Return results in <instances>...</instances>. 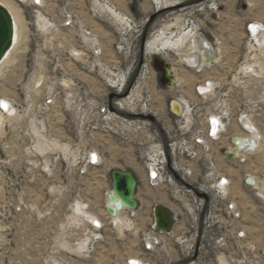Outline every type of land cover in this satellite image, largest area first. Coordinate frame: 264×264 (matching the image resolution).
I'll return each mask as SVG.
<instances>
[{
  "label": "rangeland",
  "instance_id": "374dc122",
  "mask_svg": "<svg viewBox=\"0 0 264 264\" xmlns=\"http://www.w3.org/2000/svg\"><path fill=\"white\" fill-rule=\"evenodd\" d=\"M104 1L45 0L41 14L15 4L23 17V31L0 73V102L13 106V113L5 115L0 128V264H126L129 258L149 257L143 238L153 209L172 203L166 188H151L142 181L139 149L148 144L149 132L157 128L154 122L150 126L147 119H136V131L116 134L111 116L109 121L99 116V104L116 101L109 100L116 92L107 79L120 77L117 70L129 68L130 85L122 92L121 109L117 107L124 114H139L147 108V114H156L158 126L164 120L173 128L170 101L181 97L196 100L195 86L206 80L220 83V92L226 94L234 112L244 109L251 114L261 148L247 159L232 160L227 169L248 238L264 248V201L245 182L247 175L260 174L264 168V73L246 76L240 69L254 63L264 70V46L251 41L246 29L250 21L264 23V0H216L220 10L215 13L196 10V4L204 0H157L159 4L154 0H109L121 16L146 21L139 31L131 24L124 38L117 27L127 21L116 23ZM71 13L99 35L100 56H74L73 52L81 50L80 32L62 25ZM153 14L156 17L151 19ZM172 22L175 27L163 32ZM185 29L213 43L218 40L219 58L198 71L176 64L180 51L158 48L166 61L175 63L181 78L179 86L162 87L153 56H149L150 46L143 51L142 40L176 39L189 33ZM32 79L34 84H30ZM49 96L55 97L54 105L46 108L43 101ZM130 97L133 110L125 103ZM200 101L208 108L216 99ZM188 114L186 111L184 116L189 121ZM238 125L235 114L229 135L240 134ZM225 140L215 148L224 146ZM93 153L98 156L96 165L88 161ZM114 169L132 171L138 180L139 207L134 214L131 210L122 213L130 224L122 229L105 213ZM95 218L103 223L101 230L92 227ZM170 247L171 264H189L187 258L178 260L181 253ZM238 253L236 247L230 248L231 259L198 264H264V258L250 253L245 263L239 262ZM162 257L157 253L151 259L162 264Z\"/></svg>",
  "mask_w": 264,
  "mask_h": 264
},
{
  "label": "built area",
  "instance_id": "2783aa9c",
  "mask_svg": "<svg viewBox=\"0 0 264 264\" xmlns=\"http://www.w3.org/2000/svg\"><path fill=\"white\" fill-rule=\"evenodd\" d=\"M12 1L21 7V10L22 6L29 7L38 14H41L45 8V0H39V2L38 0ZM154 1L159 4L157 0ZM104 2L112 5L109 0ZM205 9L215 13L220 10V4L216 0H204L196 4L198 12ZM124 15L128 24L117 27L121 38L127 36L128 31L132 28L131 24L135 27V31H139L146 23L145 20L139 23L134 18ZM252 24L261 25V27L253 32L250 28ZM62 25L67 29L78 28L80 32L82 46L81 50L73 52L74 56L82 57L90 54L98 57L101 55L102 48L99 35L81 22L75 14L71 13L65 16ZM36 27H40L38 23ZM246 29L249 39L256 41L257 32L259 30L264 31V23L250 21L247 23ZM217 43L219 45V42ZM123 48L124 46H118V49L122 50ZM189 68L201 70L190 65ZM130 69L125 72L117 70L116 73L120 74V77L115 75V79L112 77L111 80L107 79L108 85L116 92L114 97H109V100L116 99V101L114 104L109 102L99 104V116L106 120H108V115L111 116L112 130L116 134L136 131V128L139 127L136 125L139 120L136 119H147L150 126L154 122L157 129L149 132L148 144L139 149L142 160V181L151 188H166L172 202L166 208L171 218L169 230L157 229L154 218L155 208L153 209L150 228L144 233L143 238L144 251L149 254V257L146 260L138 259L139 263L137 264H156L151 257L157 253L164 257H162L164 259L162 264H171L170 246L181 253L178 260L187 258L189 264H198L202 261L214 262L216 260L220 262L221 259H231L232 256L227 253L230 248L234 247L239 252L236 254L239 262L245 263L248 253L262 260L264 248L256 247L253 241L248 238V233L242 224V211L237 201L232 197V176L227 169V164L232 160L247 159V156L258 151V149L252 150L250 148L246 153H235L232 137L239 134L229 135L231 122L235 114H238L240 134L254 136L255 126L250 119L251 114L244 109H239L238 113L234 112L228 99L225 98L226 94L220 92V83L215 80H206L202 84L199 82L195 86L196 100L186 97L176 98L177 100L182 99L185 103L188 115H190L189 121L184 116L186 113L177 114L173 111L172 101H170L171 108L169 110L174 119L173 128L166 126L164 120L163 126H158L156 114L151 111L147 114V108L146 111H140L141 114L130 112L124 114V112L118 111L117 107L124 98L121 97L123 96L122 92L125 88L127 89L130 82ZM121 73L123 74L121 75ZM249 75L256 76L251 70L248 71L247 76ZM34 81L32 79L30 84H34ZM131 89L132 87L129 92ZM207 98L216 99V102L210 104L208 108L200 104L201 99ZM54 100V96L44 98L43 106L50 108L54 105ZM143 115H152L155 119L150 120ZM224 140L226 141L224 146L215 148L217 144H223ZM229 152H234V156H229ZM217 153L220 154V162L217 160ZM88 161L91 165H96L98 163L97 154H91ZM100 161L101 158L99 157V164ZM256 176L264 186V168ZM223 181L226 183H222ZM246 184L257 190L254 183L246 182ZM256 195L264 201V197L260 196L257 191ZM131 212L134 214L136 210H131ZM91 225L95 230L103 228L96 221H91ZM132 262L133 260L129 258L126 264H132Z\"/></svg>",
  "mask_w": 264,
  "mask_h": 264
},
{
  "label": "bare ground",
  "instance_id": "6f19581e",
  "mask_svg": "<svg viewBox=\"0 0 264 264\" xmlns=\"http://www.w3.org/2000/svg\"><path fill=\"white\" fill-rule=\"evenodd\" d=\"M105 6H107L108 10L112 13V18L115 20L116 23H118L119 21L120 22L127 21V23H128V20L125 18V16H121L118 12H116V7L113 4L112 5L105 4ZM0 7H3L7 12L8 16L10 18L11 31H12L11 47L6 51L4 57L0 61V73H1V71L3 70V67L5 65L6 66L8 65V62L11 59L12 53L15 51V49L17 48V46L19 44L21 34L23 31V17H22L20 9L9 0H0ZM257 23H260V22H257ZM170 25H175V22L169 24L168 26H170ZM185 30H187V32H189V33L188 34L187 33H181L176 37V39H173V38L166 39L165 38V40H163V39H161V37H159V38L155 37L152 40L148 41V43H146L145 47H147V45L149 44V46L151 48H156L155 49L156 51L149 49V51H150L149 56H153V58L155 56H159L163 60H165L162 57V55L157 51L158 48L159 49L162 48V49L178 50V51H180L179 54L181 55L180 58L178 57V60H177L178 64H180V62H182L184 65H187L188 67L190 65V66H194L195 68H199L201 70L204 68H209L213 64V61L216 62V60H218L216 58L217 57L216 55L218 54L219 50L217 49V52H214L215 54L213 52H211L212 57L209 58L207 55V52L209 54H210V52L208 50L211 48L214 50L212 41H210V40L204 41L203 38H200L198 41L197 40L198 36L196 34H194L189 29H185ZM257 33L258 34L256 35V41L260 45V47H263L264 46V31L259 30ZM166 62H169V61H166ZM169 63L171 64L170 69H171L173 76H174L173 79L177 85V81H176L177 77H175V71H174L175 70L174 69V62H169ZM240 69H241V73H243L246 76L248 75L249 70H251L253 72V74L256 76H260V74L264 73L263 72L264 70L262 71V68L256 64H254V63L244 65ZM178 79L179 78H177V80ZM176 85H173V86H176ZM173 86H170V87H173ZM166 88H168V87H166ZM173 101L174 102H173L172 109L175 113H177V114H181V112L186 113L187 107H186L185 103L182 101V99L181 100L173 99ZM1 102L2 103H0L1 104L0 105V128H2L4 126L5 115H7V114L10 115L11 113H13V110H12L13 106L11 105V103H9L7 101H3V100ZM125 103L129 107H131L130 108L131 110H133V108H135V106L133 104L134 103L133 98L130 97V98L126 99ZM4 105H7V107H5ZM111 112H113V111L111 110ZM139 114H141V113H139ZM232 138H234V141L238 142L237 144L232 142L235 153L241 154V153H246V151H248L250 148L252 150L253 149L259 150L261 148L259 137L256 134H254V136L239 134V135L234 136ZM250 178L253 181V183L257 186V191H258L259 195L264 197V186L262 185V182L259 181V178L256 175H250ZM111 189H112V186H111ZM107 202H108V198H107ZM126 210H127L126 208H121V209L117 210L115 215H112L105 207L106 215L109 218L110 217L113 218L114 224L120 228L121 227L123 228L125 225L129 224L128 220H125L123 218V215H122V213ZM92 221H96L102 228L103 224L98 218H95ZM130 259L139 263L137 258H130Z\"/></svg>",
  "mask_w": 264,
  "mask_h": 264
},
{
  "label": "water",
  "instance_id": "95a60500",
  "mask_svg": "<svg viewBox=\"0 0 264 264\" xmlns=\"http://www.w3.org/2000/svg\"><path fill=\"white\" fill-rule=\"evenodd\" d=\"M156 14L151 16L154 19ZM12 42V31L10 18L3 7H0V61L4 57L6 51L11 47ZM145 38L142 40V50H145ZM207 52L208 57H212L211 52H215L212 48ZM215 54V53H214ZM142 63V62H141ZM153 66L155 70L159 73V82L163 87H170L176 85L173 79V73L171 71V64L166 62L159 56L153 58ZM114 97V94L110 95V98ZM173 100L171 102V107L173 106ZM150 120H154V116L147 115ZM232 142L234 141L232 138ZM229 156L233 157L234 152H229ZM112 179V189L107 194L108 202L106 203V209L115 215L117 210L121 208H126L127 210H136L139 206V202L136 198V190L138 187V180L135 174L129 170L114 169L111 171ZM245 182L253 183L250 177H247ZM203 195V194H200ZM154 218L156 221L157 229L169 230L171 227V218L168 210L163 206H157L154 210Z\"/></svg>",
  "mask_w": 264,
  "mask_h": 264
},
{
  "label": "crops",
  "instance_id": "0c3cea01",
  "mask_svg": "<svg viewBox=\"0 0 264 264\" xmlns=\"http://www.w3.org/2000/svg\"><path fill=\"white\" fill-rule=\"evenodd\" d=\"M256 22H260V21H256ZM173 23V22H172ZM171 24V23H170ZM175 24H176V22H175ZM169 25V24H168ZM168 25H165V27H166V29H164L163 30V32H165V33H167L168 32V30H169V28H174L175 27V25H170V26H168ZM202 38V37H201ZM199 37H197V40L199 41ZM203 40L204 41H206V40H209L208 38H206V37H203ZM217 42H219L218 40H217ZM217 42L216 43H213L212 42V44H213V48H214V50H215V52H217V49L220 51V48H219V46H217ZM217 46V47H216ZM217 48V49H216ZM148 49H150V50H155L156 48H151V47H149ZM179 56V58L181 57V55L179 54L178 55ZM217 57V59L219 58V52H218V54L216 55ZM217 61V60H216ZM176 64L177 65H181V64H183L182 62H180V64H178L177 63V61H176ZM174 65H175V63H174ZM174 71H175V77H177V78H179L178 80H177V78H176V81H177V85L176 86H179L180 85V83H181V78L177 75V69H176V67L174 66Z\"/></svg>",
  "mask_w": 264,
  "mask_h": 264
},
{
  "label": "snow or ice",
  "instance_id": "6c2138e0",
  "mask_svg": "<svg viewBox=\"0 0 264 264\" xmlns=\"http://www.w3.org/2000/svg\"><path fill=\"white\" fill-rule=\"evenodd\" d=\"M38 2H39V0H38ZM260 27H261V25H257V24L250 25V28H251V30L253 32H256L257 29L260 28ZM0 103H2V102H0ZM4 106L7 107V105H4ZM213 122L215 123V121H213ZM222 183H226V181H223ZM132 264H137V262L136 261H133Z\"/></svg>",
  "mask_w": 264,
  "mask_h": 264
},
{
  "label": "trees",
  "instance_id": "16d2710c",
  "mask_svg": "<svg viewBox=\"0 0 264 264\" xmlns=\"http://www.w3.org/2000/svg\"><path fill=\"white\" fill-rule=\"evenodd\" d=\"M131 81V80H130ZM129 85H130V82H129Z\"/></svg>",
  "mask_w": 264,
  "mask_h": 264
}]
</instances>
